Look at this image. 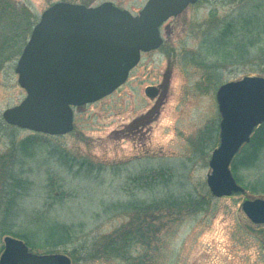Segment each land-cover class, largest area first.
<instances>
[{"label": "rangeland", "instance_id": "1", "mask_svg": "<svg viewBox=\"0 0 264 264\" xmlns=\"http://www.w3.org/2000/svg\"><path fill=\"white\" fill-rule=\"evenodd\" d=\"M56 1L62 0H0V117L25 97L14 68L32 26ZM105 1L136 14L147 0L91 5ZM25 20L31 24L26 38H14ZM228 23L240 40H231L228 52H212L211 39ZM160 31L163 43L143 53L123 85L73 108L71 132L40 139L24 173L31 190L22 201L20 229L43 245L65 237V224L74 231L69 252L80 245L101 252H61L71 264H264V224L252 223L241 209L245 199L260 197L249 186L264 179V149L262 163L238 172L244 194L214 197L206 185L218 145L217 88L245 75L264 76V0H198ZM148 88H156L154 96ZM12 132L16 141L36 134L5 130L2 149ZM189 197L203 206H189ZM126 228L145 238L136 234L129 256L104 253L107 237Z\"/></svg>", "mask_w": 264, "mask_h": 264}, {"label": "water", "instance_id": "2", "mask_svg": "<svg viewBox=\"0 0 264 264\" xmlns=\"http://www.w3.org/2000/svg\"><path fill=\"white\" fill-rule=\"evenodd\" d=\"M198 0H147L136 15L105 1L95 6L57 1L31 29L14 68L25 97L2 119L32 132L64 135L73 130L72 107L95 102L117 89L140 53L162 44L159 26ZM220 121L206 185L214 197L244 193L231 162L253 130L264 123V76H243L215 93ZM241 209L264 223V198L245 199ZM0 264H71L63 253L38 254L23 240L5 236Z\"/></svg>", "mask_w": 264, "mask_h": 264}, {"label": "trees", "instance_id": "3", "mask_svg": "<svg viewBox=\"0 0 264 264\" xmlns=\"http://www.w3.org/2000/svg\"><path fill=\"white\" fill-rule=\"evenodd\" d=\"M74 3H80L84 5H91V0H62ZM262 4L258 3L254 5V10L262 8ZM26 15V16H25ZM24 18L28 20L30 14L27 12ZM25 20L24 25L19 32L14 34V38L21 37L26 38L30 31V21ZM242 19L240 23L233 24L237 28H242ZM234 23V22H233ZM233 25L228 23L224 25L221 31L211 39V49L212 52L215 49H222L228 52L230 43L233 39L240 40L238 34L239 30H234ZM252 29L248 33L256 32ZM13 37V36H12ZM15 131L18 129L16 126L6 124L0 117V134H3L5 130ZM12 140L6 148L2 149L0 146V253L2 252L1 239L7 235L14 236L24 240L26 245L30 250L36 249L43 251L44 253L53 252H69L65 245L68 244V237L74 233V231L69 232L68 227L63 224L62 227L65 231L66 236L52 243L44 242L43 245L35 244L25 232L20 229L22 223L25 219V209L22 205L23 199L29 194L31 190V181L28 177L24 175L27 172L26 166L28 164L27 160L35 156V148L39 145L40 139L45 137L43 134H31L19 141H16L15 133L12 132ZM264 149V123L254 129L251 138L248 143L243 144L238 152L235 154L232 163L231 170L236 181L241 182L238 177V172L242 169H252L256 165L262 163L261 151ZM249 188L251 193L255 195L264 196V179L260 178L256 182H250ZM189 206L194 207V209H199L203 206V203L197 198L189 197L187 198ZM191 199V200H190ZM173 205V204H172ZM160 208L159 206L153 209ZM168 207V206H167ZM121 233L116 232L114 237H107L106 244L102 247L105 251L104 253L110 254L112 256H129L130 249L133 244L138 241V238H145L139 232H134L130 228L124 229ZM138 235V238L136 237ZM64 245V247H63ZM63 247V248H61ZM94 249V248H93ZM92 250V249H91ZM72 256H95L101 254L99 251H92L90 254V249L85 245H80V247L74 248L69 252ZM126 255V256H125Z\"/></svg>", "mask_w": 264, "mask_h": 264}, {"label": "flooded vegetation", "instance_id": "4", "mask_svg": "<svg viewBox=\"0 0 264 264\" xmlns=\"http://www.w3.org/2000/svg\"><path fill=\"white\" fill-rule=\"evenodd\" d=\"M161 28V27H160ZM143 55V53H141V56ZM141 59V57H140ZM140 61V60H139ZM139 64V62L136 64V66L133 68L135 69L137 67V65ZM145 91H147V93L150 95V96H154V94L156 93V88H148L147 90L145 89Z\"/></svg>", "mask_w": 264, "mask_h": 264}]
</instances>
